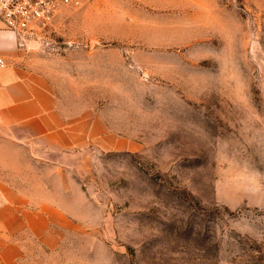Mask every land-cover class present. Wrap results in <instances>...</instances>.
Listing matches in <instances>:
<instances>
[{
	"label": "rangeland",
	"instance_id": "rangeland-1",
	"mask_svg": "<svg viewBox=\"0 0 264 264\" xmlns=\"http://www.w3.org/2000/svg\"><path fill=\"white\" fill-rule=\"evenodd\" d=\"M21 36L69 118L138 147L0 156L73 222L22 264H264V0H77Z\"/></svg>",
	"mask_w": 264,
	"mask_h": 264
},
{
	"label": "crops",
	"instance_id": "crops-1",
	"mask_svg": "<svg viewBox=\"0 0 264 264\" xmlns=\"http://www.w3.org/2000/svg\"><path fill=\"white\" fill-rule=\"evenodd\" d=\"M22 40L21 35L0 29V57L6 63L0 68V156H16L12 161L16 169L23 154L61 164L90 149H138L97 116L69 118L47 75L21 61ZM1 147L12 152L3 153ZM8 160L0 159L4 171L14 169ZM46 193L41 188L25 189L0 175V264H22L27 239L49 251L61 245L71 219Z\"/></svg>",
	"mask_w": 264,
	"mask_h": 264
},
{
	"label": "built area",
	"instance_id": "built-area-1",
	"mask_svg": "<svg viewBox=\"0 0 264 264\" xmlns=\"http://www.w3.org/2000/svg\"><path fill=\"white\" fill-rule=\"evenodd\" d=\"M77 0H0V29L22 35L50 25L61 10ZM6 65L0 57V68Z\"/></svg>",
	"mask_w": 264,
	"mask_h": 264
}]
</instances>
